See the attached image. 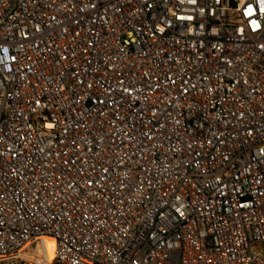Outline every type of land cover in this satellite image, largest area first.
Listing matches in <instances>:
<instances>
[{"label":"built area","instance_id":"1","mask_svg":"<svg viewBox=\"0 0 264 264\" xmlns=\"http://www.w3.org/2000/svg\"><path fill=\"white\" fill-rule=\"evenodd\" d=\"M0 264H264V0H0Z\"/></svg>","mask_w":264,"mask_h":264},{"label":"bare ground","instance_id":"2","mask_svg":"<svg viewBox=\"0 0 264 264\" xmlns=\"http://www.w3.org/2000/svg\"><path fill=\"white\" fill-rule=\"evenodd\" d=\"M45 244H46V246H45V249H46L45 255H46L47 259L49 261H51L54 258V256H53V250H52L53 242L51 240H47L46 239L45 240Z\"/></svg>","mask_w":264,"mask_h":264}]
</instances>
